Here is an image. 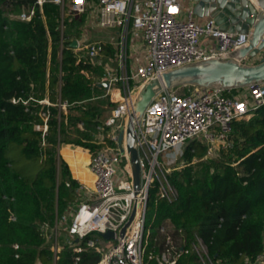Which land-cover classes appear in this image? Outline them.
Returning a JSON list of instances; mask_svg holds the SVG:
<instances>
[{
	"label": "trees",
	"instance_id": "16d2710c",
	"mask_svg": "<svg viewBox=\"0 0 264 264\" xmlns=\"http://www.w3.org/2000/svg\"><path fill=\"white\" fill-rule=\"evenodd\" d=\"M36 1L0 0V264H97L103 255L87 240L79 261L64 244L55 259L41 227L69 212L80 186L59 148L102 146L96 127L110 109L99 84L103 69L78 62L70 39L79 37L83 22L67 21L62 34L56 4L45 3L30 22L10 18ZM64 102L66 110L59 106ZM43 112L49 113L46 134L38 129ZM231 139L233 147L214 158H206L199 142L186 147V167L168 176L178 191L174 202L158 195V185L151 189L146 258L161 254L162 238L154 239L165 223L186 238L189 253L179 264H202L193 250L199 238L215 263L246 264L264 254V105L232 123Z\"/></svg>",
	"mask_w": 264,
	"mask_h": 264
},
{
	"label": "built area",
	"instance_id": "2783aa9c",
	"mask_svg": "<svg viewBox=\"0 0 264 264\" xmlns=\"http://www.w3.org/2000/svg\"><path fill=\"white\" fill-rule=\"evenodd\" d=\"M48 2L61 9L62 34L67 21L82 20L79 37L70 39L71 48L78 62L87 60L103 69L99 84H108L106 98L113 107L110 116L96 127L95 140L102 146L94 152L89 150L92 189L80 184L77 193L82 197L75 209L57 215L54 224L42 225L46 242L52 241L50 248L55 259L64 244L73 248L77 254L75 262L79 261L78 255L85 249L80 244L87 240V247L103 255L97 264H179L189 253L187 241L181 231L183 244H179L167 225L158 228L154 239L159 242L162 238L161 254L157 256L151 251L146 258L151 189L158 185V195L168 202L178 198V191L169 181L165 158L195 141L206 147L207 158L232 148V123L250 119L264 105V82L245 88L193 86L187 93L174 88L159 93L136 125L141 166L139 191L135 190L126 141L120 145V135L126 131L129 115L145 84L188 65L228 60L248 46L250 35L223 31L211 18L199 24L193 6L184 14L181 0H37L35 5L10 18L30 22L38 10L43 14V6ZM95 32H109L111 36L107 40L93 39ZM107 49L113 50L111 55L106 54ZM240 62L247 64V59ZM41 103L52 105L48 100ZM59 106L63 110L69 107L66 102ZM41 116L44 124L38 129L46 134L49 113L43 112ZM134 210L135 218L121 238ZM108 231L115 233L114 238L101 236ZM193 250L202 264H221L213 262L200 238ZM246 264H264V254Z\"/></svg>",
	"mask_w": 264,
	"mask_h": 264
},
{
	"label": "water",
	"instance_id": "95a60500",
	"mask_svg": "<svg viewBox=\"0 0 264 264\" xmlns=\"http://www.w3.org/2000/svg\"><path fill=\"white\" fill-rule=\"evenodd\" d=\"M192 2L194 14L199 18H211L218 27L231 34L250 35L248 46L233 54L228 60H208L164 73L160 78L145 84L140 90L134 110L130 113L126 131L120 135L119 143L126 141L132 165L135 190L141 189V166L136 147V125L154 98L165 89L179 84L204 88H245L264 82V0H188ZM76 42L73 47H76ZM256 65L242 64L244 59H257ZM108 88V84H102ZM124 152L125 148L121 146ZM136 215L134 210L129 222L122 229L124 238ZM105 239L115 236L113 231L101 235Z\"/></svg>",
	"mask_w": 264,
	"mask_h": 264
},
{
	"label": "crops",
	"instance_id": "0c3cea01",
	"mask_svg": "<svg viewBox=\"0 0 264 264\" xmlns=\"http://www.w3.org/2000/svg\"><path fill=\"white\" fill-rule=\"evenodd\" d=\"M184 14L191 8L192 2L188 0H181ZM195 19L199 24L206 23L210 18H199L195 15ZM104 33V32H101ZM260 58L257 59H247V65H256L260 62ZM107 89V88H105ZM73 145H65L59 148V154L62 159L69 165L72 176L79 184H85L87 187L92 189L94 178L90 172L89 164L91 161V154L89 149L83 147L73 148ZM69 153V159H73L71 162L65 153ZM73 162V163H72Z\"/></svg>",
	"mask_w": 264,
	"mask_h": 264
},
{
	"label": "rangeland",
	"instance_id": "374dc122",
	"mask_svg": "<svg viewBox=\"0 0 264 264\" xmlns=\"http://www.w3.org/2000/svg\"><path fill=\"white\" fill-rule=\"evenodd\" d=\"M93 39H99V38H102V39H109V37L111 36V34H109V32H104V33H101V32H95L93 35ZM193 88V85H184V84H179L177 85L176 87H174V89H177L179 92L181 93H187L189 92V90H191ZM105 99V102H106V108L109 106L110 109L105 113V115L103 116V121L108 118V116H110L111 114V110H112V105H110V101H109V98H106V94L104 95V98ZM79 128L83 130V126H81V124L79 125ZM73 136H75V134H73ZM73 148H76V146H72ZM186 147L187 146H184V147H181V148H177L176 150L170 152L169 154H167L166 158H165V162H166V165H167V168L170 170L169 172V175L174 171V170H181L183 169L184 167H186L187 165V162L185 161V158L183 157L184 155V152L186 150ZM207 158V157H206ZM200 162V159L196 158L194 160V163H198ZM73 163V162H72ZM81 193H77V199H76V202L73 203L71 205V208L72 209H75L76 207V204L79 202V200L81 199ZM164 225H167L169 228H171V230L174 232V229L173 227L170 225V224H164ZM176 236V239H177V242L179 244H183V238L181 235H175ZM62 242V239H60ZM52 244V241L51 242H46L45 246H51Z\"/></svg>",
	"mask_w": 264,
	"mask_h": 264
}]
</instances>
